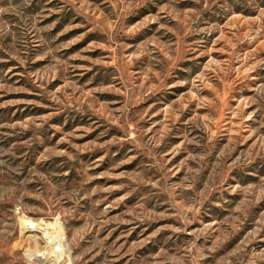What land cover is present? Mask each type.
<instances>
[{
    "label": "rangeland",
    "instance_id": "obj_1",
    "mask_svg": "<svg viewBox=\"0 0 264 264\" xmlns=\"http://www.w3.org/2000/svg\"><path fill=\"white\" fill-rule=\"evenodd\" d=\"M27 222L58 264H264V0H0V264L53 263Z\"/></svg>",
    "mask_w": 264,
    "mask_h": 264
},
{
    "label": "bare ground",
    "instance_id": "obj_2",
    "mask_svg": "<svg viewBox=\"0 0 264 264\" xmlns=\"http://www.w3.org/2000/svg\"><path fill=\"white\" fill-rule=\"evenodd\" d=\"M36 223H34V222H27L25 224L26 230L28 229V230H31L32 232L33 231H40V230L43 231V233H44L43 234V237L46 238V240L49 243V245L51 246V248L49 249V251H46L45 253H37V254H34L33 256H35L36 258L40 259V261H42V259H43V261L48 260L50 262H53L52 264H58L60 261L63 260L62 258L64 257V254L67 251L66 250L65 243H62L61 242V239H62V236H63V235H61L62 233L59 232V231H56V230H55V233H53V232L52 233H49L48 231H50V230L46 231L44 227H40ZM56 226H57L56 223H47L45 227L57 229ZM57 230H59V229H57ZM60 243L63 245L62 246L63 251L60 254H55L54 253L55 252V247H56V245H58Z\"/></svg>",
    "mask_w": 264,
    "mask_h": 264
},
{
    "label": "built area",
    "instance_id": "obj_3",
    "mask_svg": "<svg viewBox=\"0 0 264 264\" xmlns=\"http://www.w3.org/2000/svg\"><path fill=\"white\" fill-rule=\"evenodd\" d=\"M65 239V237L64 236H62V239H61V242L63 243V240ZM62 244L60 243V244H58V246H56L55 247V254H60L62 251H63V249H62ZM31 257H33V255H31ZM35 259H38V258H35ZM43 260V259H42Z\"/></svg>",
    "mask_w": 264,
    "mask_h": 264
}]
</instances>
